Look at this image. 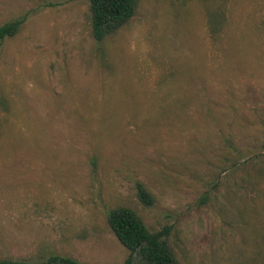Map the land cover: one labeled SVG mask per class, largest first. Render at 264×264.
Returning <instances> with one entry per match:
<instances>
[{
  "label": "rangeland",
  "instance_id": "obj_1",
  "mask_svg": "<svg viewBox=\"0 0 264 264\" xmlns=\"http://www.w3.org/2000/svg\"><path fill=\"white\" fill-rule=\"evenodd\" d=\"M16 20L0 260L125 264L107 214L126 207L180 264H264V0H138L102 42L89 0H0V27Z\"/></svg>",
  "mask_w": 264,
  "mask_h": 264
},
{
  "label": "trees",
  "instance_id": "obj_2",
  "mask_svg": "<svg viewBox=\"0 0 264 264\" xmlns=\"http://www.w3.org/2000/svg\"><path fill=\"white\" fill-rule=\"evenodd\" d=\"M138 0H89L91 35L96 42H102L126 25L135 15ZM22 20H16L0 27V41L17 34ZM137 197L144 206H150L153 199L145 187L136 184ZM107 224L117 241L129 252L125 264L132 258L141 264H180L167 241L169 230L150 232L142 219L130 208L118 207L107 214ZM0 264H81L78 261L51 255L44 262L34 263L21 260H0Z\"/></svg>",
  "mask_w": 264,
  "mask_h": 264
}]
</instances>
